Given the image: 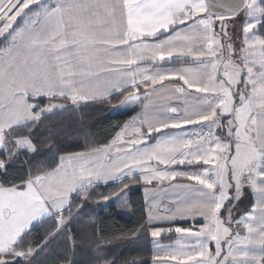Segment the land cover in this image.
Wrapping results in <instances>:
<instances>
[{
  "label": "rangeland",
  "instance_id": "374dc122",
  "mask_svg": "<svg viewBox=\"0 0 264 264\" xmlns=\"http://www.w3.org/2000/svg\"><path fill=\"white\" fill-rule=\"evenodd\" d=\"M133 1L135 10L144 19L142 24L138 23L135 27L137 33H149L148 37L152 34L167 36L178 29L176 31L180 33L176 37L180 40H175V44L183 51L186 50V58H191L192 61L180 67H190L194 64V70L187 69V72H183L191 74L195 82L202 81L209 88L213 87L214 81L221 85L217 112L222 116L227 113L226 117L228 115L230 119H237L231 120L234 131L229 133V137L237 140L234 144L229 143L228 150L233 146V153L226 157L224 155L217 168L212 165L205 170V178L200 180L201 184H177L167 178L166 165L173 157V150L167 155L163 153L162 148L156 147L144 149L138 146L115 155L112 163L109 166L106 164L104 170L110 171L113 169L111 166L117 165L116 170L128 173L133 166L150 169L155 164H160L158 167L162 171L159 170L155 174L150 172L151 174H147L141 181L149 184L142 188L147 224L157 225L150 229L153 245L157 252L160 250L164 253L153 255L151 264H162L166 261H171L172 264H261L264 242V40L256 33L263 18L260 0H244L243 8L234 16L213 18L207 15L208 30L200 24L191 25L189 28L183 26L184 23H192L201 17L202 13L199 12L204 10V0ZM131 2L132 0H128V3ZM52 14L55 15L51 0H0L1 122L16 119L27 113L25 98H28V94L37 99L39 96H44L42 99L47 98L43 103L37 102L39 108L43 106L41 110L44 112L41 116L64 109L68 105L87 103L82 100L53 99L66 94H72V97L75 87L71 77L67 75L66 80L62 77L64 65L69 62L65 57L68 47L63 43L64 38L57 35L55 21L46 22ZM47 25L49 27L44 28ZM199 41L202 42L198 45L200 48L208 43V48L217 54L218 70L216 65L212 64L214 59H204L205 66L197 68L200 60L197 59L195 45ZM31 70L33 77H26V72ZM88 70L94 74L99 68ZM59 74V85L64 90H69L68 93H59L57 87H54L52 78ZM40 81L44 85L48 83V92L58 96L49 97L51 95L47 96L44 92L35 93L39 92ZM182 84L184 90L189 88ZM146 88L149 89V86ZM192 92L203 98L206 94L200 90ZM183 98H186V115H193L192 119H202V116H197L200 113L194 115L198 111H192L196 106L193 101L204 103L202 98L181 97L176 87L153 91L147 96H140L136 92L129 94L122 103L113 108L114 113H133L114 141L126 142L131 135L123 129L130 125H151L153 129L160 130L167 126L172 128L174 124L167 120L169 118L166 115V106ZM236 100L240 101L239 105H236ZM13 105H16L14 114ZM202 107V112L212 111V107L208 108L207 104ZM137 120L141 124H137ZM202 129L205 130L202 126H196L189 131L187 146L198 143L203 137L206 139L207 133L200 134ZM192 132H199L200 136L193 139ZM131 141L137 142V139ZM177 144L175 141V147ZM98 160L99 156L96 158L95 154L64 156L54 171L32 178L38 183L36 189L14 188L0 196L1 207L7 203L14 205L11 225L8 224L6 228L0 221V248L9 238L4 231L9 233L8 228H11L13 240L16 234H23L44 219L48 206L57 212L53 217L60 227L63 217L59 211L65 210L73 190L90 181ZM193 180L199 182L198 179ZM122 182L124 193L115 195L110 202L121 216L128 218L129 193L135 190L134 184L140 182L134 179ZM248 194H251L253 199L249 206L244 200ZM103 202L104 206L110 204L105 200ZM164 205L167 210L161 211L160 206ZM247 208L249 210L246 212ZM1 211L0 208V214ZM172 221L187 222L190 229L179 230L177 240L169 243L173 239V230L163 228L160 224ZM14 246V243H11V247H3L0 253L10 254ZM21 255L16 253V257Z\"/></svg>",
  "mask_w": 264,
  "mask_h": 264
},
{
  "label": "crops",
  "instance_id": "0c3cea01",
  "mask_svg": "<svg viewBox=\"0 0 264 264\" xmlns=\"http://www.w3.org/2000/svg\"><path fill=\"white\" fill-rule=\"evenodd\" d=\"M133 2V0L131 3H128V0H51L55 15H50L46 22L51 23L55 21L57 35L64 38L63 43L68 47L65 57L69 62L64 65V75L62 77L63 80H66L67 75L71 77L75 87V94L72 97V94H70V96L66 94L65 96L54 98H65L71 101L82 100L84 103L106 99L110 95L125 89H131L132 92L130 94L136 92L139 93L140 96H147V94L153 91L162 89L169 90L170 88L176 87L181 97L202 98L204 103L201 101L199 103L197 100L193 101L196 106H194L192 111H198L194 115L200 113L197 116H202L203 118L192 119L193 115L187 116L186 109L184 108V100L186 98H183L180 101L174 100L166 106V115L169 118L167 120L170 124H174L172 128L167 126V128L163 130L159 128H156V130L153 129L151 125H142L141 122L137 120V124L140 123L141 126L130 125L127 129H123V131L131 135L126 142L113 140L107 146L84 152L87 155L95 154L96 158L99 156V160L96 165L94 164L96 168L94 172H92L90 181L78 187L76 190H73L70 197L76 193H84L86 190L95 186L109 185L122 182L126 179L139 181L140 183L134 184V189L140 190L142 193L144 185L148 186L149 184L142 183L141 181H143L150 172L154 174L158 172L160 170L158 167L160 164H155V166L150 169H142L141 167L136 168V166H133L128 173H124L119 169L116 170L117 165L111 166L113 169L111 168L110 171L104 170L106 164L109 166V164L112 163V158H115V155L133 150L138 146V148L143 147L144 149L152 147L162 148L164 150L163 153L167 155L173 150L171 152L173 157L166 165V172L167 178H171L174 180L173 182H177V184H183L185 182L192 184L196 182L197 184H201L200 180L205 178L203 175L207 168L212 165H216L217 168L224 155L226 157L233 153V146L231 150H228L229 143L232 142V144H234L237 139L229 137V133H233L234 131L231 120L236 121L237 119H230L228 115L226 117L227 113H224L222 116L220 112H217V102L220 99L219 94L221 91V87L219 86L221 85H218L214 81L213 87L211 86V88H209L204 85L202 81L198 80V82H195L191 74L185 73L187 69H193L194 64L190 67L163 65L164 62L173 59H188L184 54L186 50L183 51L175 44V40H180V38L176 37L180 32L176 31L178 29H175L174 32L172 31L167 36L161 37L155 36L154 34L148 37L149 33H137L135 27L138 23L142 24L144 19L135 10L132 4ZM199 13H202L201 17L199 16L192 23H184L183 26L189 28L191 25L196 26L200 24L205 30H208L206 22V16L208 14L206 12V7L204 6V10ZM46 27H49V25L44 28ZM199 42L195 45V49L197 50L195 53L198 52L196 55L197 59L200 60V65L198 64L199 66L197 68L200 69V66L202 68L205 66L204 59H206V61L207 59H214L212 60V64L217 67V54L212 52L211 48H208V43H206L203 48H200L198 45L202 42ZM190 59L191 58L188 60ZM93 67L99 68L97 73L92 74L88 70ZM204 72L207 71L204 70ZM25 76L30 78L33 77V71L26 72ZM59 77L61 78V74L55 75L52 78L54 87H57V91H60L59 93H64L65 91L68 93L69 90H64L60 87ZM201 78L202 76H200V79ZM74 79H76V82H74ZM39 83V92L35 93L44 92L47 96L51 95L49 97L53 95L58 96L57 94L52 95L48 92V87H50L48 83L46 85H44L42 81ZM182 83L186 84L189 88L184 90L182 88ZM62 85L64 84L62 83ZM147 85L149 89L146 88ZM192 90L205 91V97L203 98L195 95ZM31 95L32 94H28V98H25L27 102H25L27 106V113L25 115L16 119L6 120L5 122H1L2 119H0V150L4 147L11 146L18 154L21 151L29 153L34 152V146L29 138L17 136L20 127L35 121L42 115L41 113L44 112L41 110L43 106L39 108L37 101H33L37 98ZM41 97L44 96H39L38 99H42ZM214 101H216V103H213ZM235 102L236 105H239L240 101L236 100ZM204 104H207L208 108L212 107V111L202 112L201 110ZM13 106L12 111L14 114L16 105ZM38 108L40 110H38ZM196 126H202L206 130L207 137L206 139L203 137L201 141L196 144L187 146L189 131ZM155 130L157 132H155ZM133 139H137V142H132L131 140ZM175 141L178 143L177 147H175ZM87 160L90 159L87 158ZM193 179H198L199 182ZM37 184L35 179L30 178L24 184L15 187L0 188V196H4L8 191L14 188H30L33 190ZM29 191L31 193L34 192L31 190ZM0 208L2 209L0 221L3 222L7 228L8 224L11 225L14 217V205L13 203H10V205L7 203L4 207L0 206ZM160 208L161 211L167 210L165 205L160 206ZM59 212L62 211L60 210ZM54 214H57V212H54L52 208L48 206L44 218L53 216ZM179 223L184 222L172 221L160 224L163 228L168 227L167 229L173 230L172 233L174 234V238L169 243H173L177 240L179 230L190 229V225H176ZM201 225L202 223L200 226ZM8 229L9 233L4 231L5 235H9L8 240L2 245L5 248L11 247V243L15 245L19 240L18 236L20 237L22 235V233L16 234L17 236L15 235V238L11 240V237H13L11 228ZM13 229H15V227H13ZM159 253L162 252L160 250L157 252L154 246L153 255H159ZM195 254L196 253H194L193 256H195ZM162 264L172 263L171 261H166L162 262ZM177 264H183V262H178Z\"/></svg>",
  "mask_w": 264,
  "mask_h": 264
},
{
  "label": "trees",
  "instance_id": "16d2710c",
  "mask_svg": "<svg viewBox=\"0 0 264 264\" xmlns=\"http://www.w3.org/2000/svg\"><path fill=\"white\" fill-rule=\"evenodd\" d=\"M260 8L263 18L256 33L264 40V0H260ZM190 62L173 59L163 65L179 66ZM131 92V89H125L103 100L68 105L20 127L17 136L29 138L35 150L19 154L11 146L0 150V188H11L30 178L47 175L56 169L64 156L107 146L132 117V112H113V108ZM53 99L67 101L65 98ZM33 101L43 103L47 99ZM123 185V182H117L95 186L85 194H74L61 212L63 222L60 227L53 216L42 219L20 236L12 253L0 254V264H151L153 240L150 229L157 225L147 224L140 190L129 193L130 217L119 214L110 200L124 193ZM244 198L249 206L252 195ZM104 200L110 204L104 206ZM16 253L22 255L16 257ZM261 264H264V242Z\"/></svg>",
  "mask_w": 264,
  "mask_h": 264
},
{
  "label": "water",
  "instance_id": "95a60500",
  "mask_svg": "<svg viewBox=\"0 0 264 264\" xmlns=\"http://www.w3.org/2000/svg\"><path fill=\"white\" fill-rule=\"evenodd\" d=\"M206 12L209 16L230 17L241 11L244 0H204Z\"/></svg>",
  "mask_w": 264,
  "mask_h": 264
},
{
  "label": "built area",
  "instance_id": "2783aa9c",
  "mask_svg": "<svg viewBox=\"0 0 264 264\" xmlns=\"http://www.w3.org/2000/svg\"><path fill=\"white\" fill-rule=\"evenodd\" d=\"M200 132H201L200 134H202V133L205 134L206 133V131L203 130V129ZM200 134H199V132L198 133L197 132H192L191 133L193 139H196V137L200 136Z\"/></svg>",
  "mask_w": 264,
  "mask_h": 264
}]
</instances>
